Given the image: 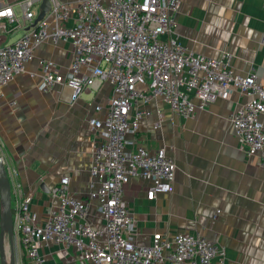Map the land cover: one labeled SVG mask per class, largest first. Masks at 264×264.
<instances>
[{
	"label": "built area",
	"instance_id": "1",
	"mask_svg": "<svg viewBox=\"0 0 264 264\" xmlns=\"http://www.w3.org/2000/svg\"><path fill=\"white\" fill-rule=\"evenodd\" d=\"M41 2L0 0V33L23 30L14 41L0 44V86L24 71L34 48L49 39L69 41L72 54L65 72L50 59L40 60V91L65 87L73 102L108 82L112 93L105 104L94 106L102 115L88 118L99 139L90 167L91 185H96L89 198L99 202L104 226L87 221L89 202L68 192L65 177L52 189L56 202L43 222L29 208L34 191L24 194L17 186L12 190L14 232L27 261L45 264L40 244L55 242L76 247L84 264H213L224 248L201 233L154 232L148 243L136 242L135 219L123 199L125 183L132 177L150 180L146 196L152 199L171 190L176 165L165 147L129 148L126 135L136 132L148 113L140 100L159 96L175 114L189 117L235 89L248 99L230 112L229 121L239 147L256 154L264 167V79L253 68L234 73L230 52L215 58L188 49L175 33L179 0H50V9L35 21Z\"/></svg>",
	"mask_w": 264,
	"mask_h": 264
},
{
	"label": "crops",
	"instance_id": "2",
	"mask_svg": "<svg viewBox=\"0 0 264 264\" xmlns=\"http://www.w3.org/2000/svg\"><path fill=\"white\" fill-rule=\"evenodd\" d=\"M179 3L175 33L188 49L215 58L230 52L234 73L244 75L253 68L264 79V0ZM14 8L19 11L16 4ZM22 32L0 33V44ZM71 54L69 41L46 39L34 48L25 70L0 86V155L12 190L34 191L29 208L39 222L56 202L52 189L65 177L68 192L89 202L87 221L101 228L99 202L89 198L96 185H91L90 167L99 139L88 118L102 115L94 106L106 103L111 85L88 89L73 102L65 87L56 85L47 92L38 88L40 60L50 59L65 72ZM247 99L234 89L227 98L195 108L189 117L175 114L159 96L138 102L148 113L138 130L126 135L129 148L138 144L153 152L165 147L176 165L171 190L152 199L146 196L150 180L132 177L124 185L138 244L148 243L154 232L201 233L224 248L213 264H264V167L256 154L247 155L239 147L228 118ZM260 120L264 125V115ZM40 252L45 264H84L72 245L43 242Z\"/></svg>",
	"mask_w": 264,
	"mask_h": 264
},
{
	"label": "water",
	"instance_id": "3",
	"mask_svg": "<svg viewBox=\"0 0 264 264\" xmlns=\"http://www.w3.org/2000/svg\"><path fill=\"white\" fill-rule=\"evenodd\" d=\"M50 9V0H42L40 12L35 21L41 19ZM42 186V185H41ZM8 239L9 252L6 255L4 238ZM14 223L12 214L11 179L0 155V264H17L14 249Z\"/></svg>",
	"mask_w": 264,
	"mask_h": 264
},
{
	"label": "rangeland",
	"instance_id": "4",
	"mask_svg": "<svg viewBox=\"0 0 264 264\" xmlns=\"http://www.w3.org/2000/svg\"><path fill=\"white\" fill-rule=\"evenodd\" d=\"M4 249L6 251V255H8L9 252V244H8V239L6 237V239L4 238ZM16 247V248H15ZM14 249L15 251V255H16V260H17V264H25L27 262V258L25 255V251L24 249L21 247V244L18 240L17 237L14 238Z\"/></svg>",
	"mask_w": 264,
	"mask_h": 264
},
{
	"label": "trees",
	"instance_id": "5",
	"mask_svg": "<svg viewBox=\"0 0 264 264\" xmlns=\"http://www.w3.org/2000/svg\"><path fill=\"white\" fill-rule=\"evenodd\" d=\"M12 197H13V195H12ZM26 263H27V262H26ZM26 263H25V264H26Z\"/></svg>",
	"mask_w": 264,
	"mask_h": 264
},
{
	"label": "bare ground",
	"instance_id": "6",
	"mask_svg": "<svg viewBox=\"0 0 264 264\" xmlns=\"http://www.w3.org/2000/svg\"><path fill=\"white\" fill-rule=\"evenodd\" d=\"M16 248V247H15ZM16 251V250H15Z\"/></svg>",
	"mask_w": 264,
	"mask_h": 264
}]
</instances>
